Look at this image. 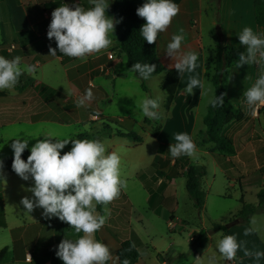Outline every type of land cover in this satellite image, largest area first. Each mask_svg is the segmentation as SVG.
I'll list each match as a JSON object with an SVG mask.
<instances>
[{"label":"crops","instance_id":"obj_1","mask_svg":"<svg viewBox=\"0 0 264 264\" xmlns=\"http://www.w3.org/2000/svg\"><path fill=\"white\" fill-rule=\"evenodd\" d=\"M175 2L179 5L180 10L173 18L167 30L158 34L157 41L155 42L157 56L165 69L174 68V61L167 56L164 48L171 36L179 28H183L185 33L183 47L185 49H194L199 52L197 61L198 67L192 73L185 72L180 75L172 103L167 110L163 108L162 102V124L160 131L154 137L164 147L161 152L162 157L159 168L155 169V172L160 171L162 173L161 175H157L156 179H154L150 185L143 183V187L146 191L145 199L147 203H150L153 195L157 202L165 200L167 197L176 199L178 187L182 189V186L185 184L184 171L186 165L181 162L183 156H181V158H172L168 152V148L170 143H175L174 135L176 133L187 132L193 137V140L194 138L195 140L197 139L194 142L197 145L198 154L196 157L186 156V162L192 164H203L205 162L207 167L206 162L208 159L210 160L213 167V175L220 172L225 179L224 188L220 191H213V194L215 197L230 198L233 196L238 200L239 207L232 211H228L227 220L234 218L239 220L238 217H235V214L239 210L241 202H246L244 196L247 190H249L248 187L252 184L257 185L253 189L255 200L252 202L256 203V192L260 189L257 183H260V178H264L262 177L263 172H260L262 168L264 169V163H260V153L264 154V116L260 115V120L258 118L256 119L258 127L257 132H254L250 128H245L247 124H244V121H231L222 128V134L228 137L234 144L235 152L233 154L220 153L216 150L212 142L201 140L202 131L204 130L203 116L208 105L207 95L204 90L199 88H194L193 94L186 93L184 89L188 79L192 76L203 79L206 84H210L213 87L209 78L210 73L206 68V63L208 58L213 54V47L215 44L214 26L216 18V0H175ZM64 3H68L69 6H72L74 3H81L85 7L89 6L88 0H0V55L9 59L19 55L22 59V63L36 65V71L34 73H25L20 77L15 89L3 90L6 95L0 97V130L5 126H19L25 123V121H31L30 123L41 120L52 121V119L56 120V116L62 117L61 115L69 113L65 110H58V106H60L58 101H65L69 99L70 96L63 98V93L65 92L63 89V92H60L61 98L59 100V98L56 97L58 90L54 87V83L45 80L41 75L43 67L50 64L54 74L56 75L59 72L60 75H62L66 84L65 87L69 90L71 95H74V90L77 89V86L72 82L76 81V79L79 78L78 76L85 74L89 70L85 65L80 67L78 66L80 65L79 63L71 64L72 61L69 60V57L60 54L58 50L56 56L49 54L50 46L56 48L54 38L50 40L47 37L51 13L56 7ZM107 14L111 16L110 4L107 8ZM219 19L224 42L231 48L234 62L238 59L239 54L245 51V46L239 42L237 35L243 27L249 26L255 32L264 33V30H260L255 22L253 0H219ZM112 40L114 44L115 40L113 35ZM99 57L95 58L97 62L101 61L98 60ZM109 62L108 71H110L111 77L107 79H110L114 83L119 76L122 77L125 75L122 72L118 73V69L123 65V62L121 63L120 58L117 56H114ZM260 63L258 65L255 63L253 65L245 64L238 68L235 67L233 63L229 68L225 95L235 105L239 106L245 99L243 93L257 78ZM101 64L103 63L100 62L96 67L103 69L101 68ZM262 68L264 71V64ZM104 71L106 72L107 68H105ZM157 74L161 75L158 79V86L161 89L160 84L164 79V73L161 72ZM157 74H154L152 77ZM24 75L28 80L23 79ZM104 80V77H101L98 81L101 88L96 89V96H98L99 99H103L104 96H106V99L108 98L102 91L103 82H106ZM143 82L148 88L147 92H150V88L146 81L143 80ZM161 91L164 90L161 89ZM208 95H210V93H208ZM87 103L88 102H85L84 106H77L75 110L79 108L82 110L85 109L87 116L89 114V110L86 108ZM78 119L79 118H75V121ZM120 120L122 121V119ZM259 125L261 129H259ZM127 131L134 130L129 129ZM0 136L2 138V134H0ZM108 137L112 139L110 135H108ZM107 144L109 145V150L113 151V145L111 143ZM175 160H177V162ZM148 163L150 167L153 163V156ZM251 163L254 167L249 171V165ZM207 171L208 169L206 168V174L203 179L207 175ZM11 173L16 174L14 171ZM1 175L2 173L0 176ZM11 179L14 185L20 181L17 176H11ZM212 181L213 180H209L205 183L203 180L202 186L205 185V187L207 186V188H210ZM126 199L130 202L128 197H126ZM203 210L204 207L201 212ZM201 212L197 213L200 214ZM128 213L130 233L137 239L138 243L145 246L142 239L132 227V221H137L142 224V220L139 219L138 216H133V210ZM119 222L120 215L118 212H115L114 224L117 225ZM168 222L170 224L169 230L176 227L178 231L186 232L187 235L194 233V231L199 232V230L205 229V220H202L201 217H199L200 224L194 226L193 224L195 223L192 222V220L180 219L174 214V211H170ZM21 227L24 226L11 228L10 231ZM247 228H252L253 231L245 235L244 230ZM24 232L25 230L23 229L20 231L21 234L17 238V241L15 239L16 242H14L13 235L11 234V245H7V251L0 261V264L4 262H7V264H18L19 261H22V256L18 251L19 241L22 239ZM222 233L236 234L238 241L244 242V248L264 251V212L253 214L249 222L242 223L239 221L228 228L224 227V229H218L212 234H208L207 240L203 242L202 247L197 248L198 250L196 251L192 249L196 259H201L204 254H207L211 249L212 235L220 238ZM69 235H71L70 237L75 235L74 229L71 228ZM190 242L191 244L193 243V241ZM138 245L139 258L135 264H148L147 259L150 257L148 256L146 248L143 254ZM118 246L115 247L114 253H116ZM192 247L193 245H191V248ZM49 250L50 249H48V252L47 250L44 252V258L36 256L35 263H33L34 255H31L30 252L26 250L23 255V260L32 264H49ZM37 253L39 254L38 251ZM156 253L157 256L152 258L156 260V262L152 264H167L164 257L159 254L160 252L156 251ZM26 255H31L30 261L26 259ZM221 260L223 264H255V261L251 257L244 255L243 250H238L237 258L234 260L227 261L222 258ZM110 261L108 264H110ZM259 264H264V258L260 260Z\"/></svg>","mask_w":264,"mask_h":264},{"label":"clouds","instance_id":"obj_2","mask_svg":"<svg viewBox=\"0 0 264 264\" xmlns=\"http://www.w3.org/2000/svg\"><path fill=\"white\" fill-rule=\"evenodd\" d=\"M111 0H88L89 6L74 3L69 6L64 3L51 13L47 37L54 38L56 48L49 47V54L57 55V50L71 58L86 60L89 55L108 49L112 43L115 21L106 13ZM175 0H143L136 8V13L144 19L139 34L142 40L152 44L157 41L158 34L167 30L173 18L179 12ZM239 42L245 46L234 62L235 67L259 64L264 61V33L253 31L245 26L237 33ZM185 33L179 28L166 43L164 51L173 61V67L181 75L192 73L198 67L199 52L185 49ZM111 59V58H110ZM138 80H149L156 72V65L136 61L129 69ZM36 71V65L22 63L19 55L9 59L0 55V91L13 90L20 77ZM205 91L207 103L213 107L222 104V97L215 94V88L195 76L188 79L184 91L193 94V89ZM161 91V90H160ZM149 95L140 93L139 110L142 117L153 121L162 118L160 111L166 92ZM210 93V95H208ZM245 102L249 107L264 105V71H260L254 83L244 93ZM93 98L92 90L86 89L83 96L77 100V106H84L87 100ZM31 145L27 159H22V153L29 147L28 139L13 138L10 145L13 150L11 167L23 180H32L28 188L33 196L22 197L20 203L29 213L34 207L43 209L42 215L55 216L67 222L75 235L65 236L56 247V256L63 264H108L112 259L109 246L96 233L105 225L108 219V208L114 199L118 198L125 188L126 180L121 175V155L118 151L109 150V145L98 138H73L72 135L58 131L41 132L27 137H38ZM51 138H56L54 141ZM175 143H170L168 152L172 158L181 156L196 157L197 145L187 132L174 135ZM71 143V148L61 154L65 145ZM3 162L0 161V167ZM0 180L3 177L0 176ZM103 207V212L97 206ZM252 228L244 230L248 235ZM244 242L238 241L236 234H221L215 242V252L207 257V264H217V254L220 258L231 261L237 258L238 250L251 257L255 264L264 258V251L249 250L243 247ZM122 264H130L124 259ZM197 264H202L197 260Z\"/></svg>","mask_w":264,"mask_h":264},{"label":"rangeland","instance_id":"obj_3","mask_svg":"<svg viewBox=\"0 0 264 264\" xmlns=\"http://www.w3.org/2000/svg\"><path fill=\"white\" fill-rule=\"evenodd\" d=\"M114 45L115 41L108 49L100 53L89 55L86 60L69 57V60L72 61L71 64L79 63L80 65L78 66L81 67L85 65L89 68L88 72L78 76L79 78L72 82L77 86V89L74 90V95H71L69 90L65 87L64 78H62L59 72V74L57 73L55 75L51 70L50 64L44 66L41 75L45 80L54 83V87L58 90L56 97L60 100V92H63V89L65 90L63 98L70 96L69 99L65 101H58L60 104L58 110H65L69 113L61 115L62 117L56 116V120L52 119V121L40 119L41 121L33 120V123H30L31 121H25V123L16 127L5 126L0 130V134H2V138L0 136V159L13 156V150L10 147L13 138H9V136L15 135H19L21 139H28L29 147L26 148L27 150L30 149L31 145L34 144L37 139H43L41 136L35 138L27 136L49 131L67 133L72 135L73 138H75L77 134L83 133L86 134L89 139L98 138L106 143H111L113 145V151H118L121 155V175L126 180L127 186L121 190L118 198L107 205L109 212L108 219L105 225L96 233L98 239L106 243L112 252L110 264H118L116 253L113 251L120 241L124 238H133L128 223V212L132 210L134 212L133 216H138L139 219L142 220V224L137 221H132V227L145 244V246H142L141 243L136 242L139 244L137 245L140 247L143 254L146 248L148 256L150 257L147 259L148 264L156 262V260L152 259L157 256L156 251L160 252L159 254L164 257L167 264H197L198 259H196L192 252L193 247L191 248L192 244L190 241H193L198 231H194V233L187 235L186 232L178 231L176 227L169 230L170 224L168 222V215L170 211H174V214L180 219L192 220V222L195 223L193 224L194 226L200 224L199 217H201L202 220H205V229L202 230L206 232L207 235V231L212 223L221 224L223 226L229 223L230 220H227L228 211H232L239 207V201L233 196L230 198L214 196L213 191H220L224 188L225 179L220 172L213 175V167L208 159L206 162L207 167L205 162L203 163L208 169L207 175L203 180L205 183L209 180L213 181L210 188H207V186L205 187V185L202 186L205 191L206 199L204 210L200 214L197 213L191 201L188 199L185 184L182 186V189L178 187L176 199L167 197L165 200L157 202L153 195L150 203L146 202V191L143 187V183L150 185L152 181L156 179L157 175H161L162 173L160 171L155 172V169L159 168L162 157L161 152L164 147L153 137L154 130H156L157 133L160 131L162 118L159 121H153L147 117H142L138 104L141 92L149 95L161 94V89L158 86V79L161 75L157 74L146 81L150 88V92H145L140 87L141 80H138L128 69L125 57H121L120 60L121 63L123 62V65L119 67L118 73L122 72L125 75L122 77L119 76L113 83L107 78L111 77L108 69L110 65L109 61L115 56L112 52V47ZM109 53L112 55L111 57H108ZM96 55L97 57L100 56L98 60H101L100 62L103 63L101 64V68L103 69L96 67L100 64L99 61L97 62L95 60V58H97ZM263 64L264 61H261L259 72L263 71ZM105 68H107L106 72L104 71ZM101 77H104V81H106L103 82L102 91L107 95V99L106 96H104L103 99H99V97L96 96V89L101 88L98 83ZM23 79L28 80L25 75ZM88 88H91L93 98L86 101L88 102L86 108L89 110V114L86 116L87 112L85 109L82 110L79 108L75 110V108L77 107L78 98L83 96L85 90ZM7 90L8 89H5V91ZM239 107L244 113V117L240 121H244V124H247L245 128H250L254 132H257L258 127L256 119L258 118L260 120V115L263 116V105L257 104L254 107H249L244 99ZM160 111L162 112V107ZM75 118L79 119L75 121ZM120 119H122V121ZM116 129L126 131L129 129L134 130V132L142 137L141 143L136 144L132 139L114 135ZM259 129H261L260 125ZM108 135H110L112 139H110ZM51 139L54 141L56 138ZM196 140L194 138V141ZM70 148L71 143L65 145L62 150ZM152 156L153 163L149 167L148 162L151 160ZM182 158L181 162L185 163L186 156ZM175 161L177 162V160ZM262 162L264 163V154L260 153V163ZM11 164L12 162L10 163V168L12 169ZM253 167L254 165L251 163L249 165V171H251ZM13 171H9L8 169L1 170L3 180H0V248L4 245H11V234H14L17 241V238L21 234L20 231L23 229L25 232L22 239L19 241L18 251L22 256V261H24L23 255L26 250H28L31 255H34L33 263H35L36 256L44 258V252L46 250L48 252V249H50L49 264H63V261L55 254L56 247L65 236L70 237L72 235H69L71 226L60 219H58L56 226L45 224V221L57 217H46L42 215L43 209L40 207H34L33 210L28 213L20 201L22 197L33 196V194L28 191V188L33 182L31 179L27 181L21 179L17 174H12L11 172ZM260 172H263L262 177H264L263 168ZM11 176L19 177L20 181L14 185ZM257 184L259 188L264 187V178H260V183ZM256 186V184H252L248 187L249 190H247L244 196L246 202L252 203L255 200L253 189ZM125 196L129 198L130 202ZM115 212H118L120 215V222L117 223V225L114 224ZM18 226L24 227L10 231L11 228ZM217 239L218 236L212 235L211 249L199 259L202 264H207V257L215 252V242ZM31 255H26V259L30 261ZM3 264H7V262ZM217 264H223L218 254Z\"/></svg>","mask_w":264,"mask_h":264},{"label":"trees","instance_id":"obj_4","mask_svg":"<svg viewBox=\"0 0 264 264\" xmlns=\"http://www.w3.org/2000/svg\"><path fill=\"white\" fill-rule=\"evenodd\" d=\"M142 3L143 0H111V16L115 21H118L114 24L113 36L115 45L112 47V52L118 58L125 57L128 69L131 68L134 62L140 61L155 64L156 72L154 74L164 73V79L160 87L166 92L163 108L167 110L172 103L180 74L175 68L165 69L162 66L156 53L155 42L149 44L147 41L142 40L139 30L145 21L136 13V8L142 5ZM253 7L255 22L260 30H264V0H253ZM214 36L215 44L213 47V54L208 58L206 68L210 73L209 78L213 88H215V94L222 97V104L216 107L210 104L207 105L206 112L203 116L204 130L202 131L201 140L212 142L216 150L220 153L233 154L235 152L234 144L228 137L222 134V128L231 121L242 120L244 113L238 105L232 103L225 95L229 68L234 63V58L231 48L224 42L219 19V0H216ZM140 87L142 90L148 91L143 80H141ZM5 95L3 91H0V97ZM262 108L264 109V105ZM114 135L132 139L136 144L142 141V137L134 131H121L116 129ZM156 135L157 131L154 130L153 137ZM75 138L84 139L87 138V135L79 133ZM68 150L70 149L62 150L61 154ZM29 154L30 151L25 149L22 153V159L26 160ZM12 159L13 156L0 159V161L3 162L2 167H0V173L2 169L13 171V169L10 168ZM185 165L184 177L187 197L191 201L193 208L199 213L203 209L205 203V192L202 188V180L206 174V168L203 164L185 162ZM256 198V203L241 202V206L235 214V217H238L240 222H249L253 214L264 212V187L258 189ZM97 210L103 212V206L98 205ZM57 221L58 218L51 219L46 221V224L56 226ZM218 229H224V226L213 223L208 229L207 235ZM12 235L15 242V236L14 234ZM207 235L202 229L199 230L192 243L195 251L197 248L202 247L203 242L207 240ZM136 242L137 239L135 237L124 238L120 241L116 250L118 264H122L124 259H128L130 264H135L137 262L139 252ZM6 251L7 245L0 248V261L4 257ZM18 264L32 263L19 261Z\"/></svg>","mask_w":264,"mask_h":264},{"label":"water","instance_id":"obj_5","mask_svg":"<svg viewBox=\"0 0 264 264\" xmlns=\"http://www.w3.org/2000/svg\"><path fill=\"white\" fill-rule=\"evenodd\" d=\"M238 222H239V220L237 218H234V219L230 220L229 223L225 224L224 227L228 228V227H230V226H232V225H234V224H236Z\"/></svg>","mask_w":264,"mask_h":264},{"label":"built area","instance_id":"obj_6","mask_svg":"<svg viewBox=\"0 0 264 264\" xmlns=\"http://www.w3.org/2000/svg\"><path fill=\"white\" fill-rule=\"evenodd\" d=\"M111 56H112V55L109 53V54H108V57H111Z\"/></svg>","mask_w":264,"mask_h":264}]
</instances>
